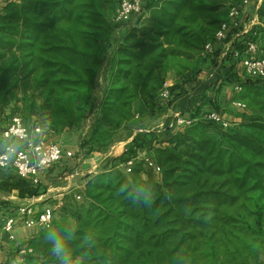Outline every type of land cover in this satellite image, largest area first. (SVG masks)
Wrapping results in <instances>:
<instances>
[{"label":"trees","instance_id":"obj_1","mask_svg":"<svg viewBox=\"0 0 264 264\" xmlns=\"http://www.w3.org/2000/svg\"><path fill=\"white\" fill-rule=\"evenodd\" d=\"M119 1L0 0V134L6 110L19 103L57 135L92 117L79 144L87 155L175 103L198 121L160 141L140 134L122 157H109L87 177L82 201L76 193L63 199L59 217L20 264H59L49 231L64 238L72 264H264V80L241 78L238 61L221 49L205 51L242 0H146L116 44L98 101L94 88ZM258 31L264 47V28ZM172 73L179 82L165 102L160 93ZM226 85L241 89L232 100L247 109L242 122L223 129L202 115L220 113L209 95ZM144 150L161 168L158 179L144 177L140 161L130 177L122 172ZM141 188L150 206L143 195L132 202Z\"/></svg>","mask_w":264,"mask_h":264},{"label":"built area","instance_id":"obj_2","mask_svg":"<svg viewBox=\"0 0 264 264\" xmlns=\"http://www.w3.org/2000/svg\"><path fill=\"white\" fill-rule=\"evenodd\" d=\"M252 0H242L233 5L229 11V18L222 25L216 35L215 44L224 43L236 32L239 38L237 46L229 50L233 60L238 61L242 68L244 78L264 80V47L259 41L257 26H246ZM146 0H120L113 18V22L127 28L133 20L145 12ZM215 44L206 46V53L212 54ZM172 83L166 81L163 85L160 97L163 101L171 99ZM235 91L241 89L235 87ZM233 106L246 110L247 106L241 102H233ZM202 119L214 122L223 129L233 126L224 116L216 111L206 112ZM198 120L193 117L177 115L173 124L174 131L191 127ZM1 137L4 141L3 150L0 152V170L13 169L20 179L27 180L33 185H39L41 179L50 169L60 165L68 159L74 158V152L64 147L57 137L56 131L49 125L40 123L30 124L21 114L13 115L3 130ZM143 162L144 166L151 169L159 176L161 168L149 156L147 151H141L132 159L121 165L126 173H131L136 162ZM81 201L82 195H76ZM55 208L46 207L38 210L35 205L23 206L17 209L16 215L5 218L0 214V243L6 235L10 240H15V227L20 220L25 228H39L49 230L54 222ZM25 257L33 253L31 248H25L20 252Z\"/></svg>","mask_w":264,"mask_h":264},{"label":"crops","instance_id":"obj_3","mask_svg":"<svg viewBox=\"0 0 264 264\" xmlns=\"http://www.w3.org/2000/svg\"><path fill=\"white\" fill-rule=\"evenodd\" d=\"M264 14V0H252L249 15L247 17L246 26H257V28H264L263 18L262 15ZM239 38L234 32L226 42L218 43L215 46V51L221 49L223 57L225 53L229 50L235 49L237 46ZM237 71L241 74L242 68L239 64H237ZM244 75L241 74V78ZM168 81L172 83V85L179 82L178 78L175 74H169ZM235 91V86L233 85H226L221 90L220 94H216L215 92L210 93V97H214L217 105L220 107V113L224 116L226 120L231 122L232 124H237L242 122V114L244 113L243 110L238 109L237 107L233 106V94ZM177 103L173 104L169 109L166 110L165 116L162 117L159 121L158 127L162 128L164 124H166L164 117H169L174 119L177 115H182L181 111L177 107ZM18 112L21 113L22 116L26 119V121L30 124L37 123L36 117H28L27 114V105L24 103H19L14 108H8L6 110V115L8 120ZM163 115V114H162ZM159 118V117H158ZM8 122V121H7ZM48 124V123H46ZM169 124V122H168ZM171 124V123H170ZM6 125V122H5ZM171 126V125H169ZM160 131V130H159ZM158 131V132H159ZM149 131L145 125H140V127L136 128L133 132L130 140L128 143L133 141V139L140 134H147ZM66 135H57L56 139L61 142V139L64 138ZM63 144V143H62ZM64 147L70 148L67 144H63ZM4 141L0 134V152L3 150ZM79 149V145H78ZM80 151V149H79ZM102 161L99 156H96L94 159L87 160L85 162L84 167L78 168V172H81L83 176V180L79 185L71 184L67 187V190L63 189H51L45 188L41 186V184H46L44 179H41L40 185H33L27 180L20 179L16 172L13 169H6L0 170V214L5 217H12L16 215L17 209L23 206L35 205L38 210H41L46 207H50L47 203L49 200V196H47L50 192H56L57 194L52 197L57 204V208H60L63 205L62 197H65L70 192L84 191L87 183H88V176L92 174H97L100 172L98 167L101 165ZM53 185V184H52ZM42 187V189L40 188ZM62 201V202H61ZM44 231L39 228H25L20 220L17 221V225L15 227V240H10L6 235H4L2 242L0 243V264H20L21 260L24 258L23 255L20 253L23 249L29 248L30 242L35 239L39 238Z\"/></svg>","mask_w":264,"mask_h":264},{"label":"rangeland","instance_id":"obj_4","mask_svg":"<svg viewBox=\"0 0 264 264\" xmlns=\"http://www.w3.org/2000/svg\"><path fill=\"white\" fill-rule=\"evenodd\" d=\"M138 18L139 17L135 18L133 20V23H131L130 26L127 28H125V27L123 28L122 26L117 27V31L115 33V36L112 39L111 45L108 47L106 54L104 56L103 64H102L101 70L99 72V77H98V80L95 84L94 93H95V97L98 101H100L102 94H103V91H104V88H105V84H106L105 82H106V78L108 76L109 68H110V61H111V58H112L113 53L115 51L116 44L120 40L123 31L124 30L127 31L133 25H135V23L138 21L137 20ZM165 114L166 113L162 112L159 114V116H158L159 118L156 117L153 119H147L143 123H141L142 125H145L147 127V130L149 131L146 134L148 136L149 140L151 139V135H155V138L160 141L161 139H163L164 136H166L167 131H169L172 128V126H169V125L173 124L175 118L172 119L169 117L163 118L165 120L166 124H164V126L162 128L161 127L156 128V127H158L157 125L159 124V121H162L161 120L162 117H160V116H165ZM180 116H182V115H180ZM168 122H169V124H168ZM92 124H93V118L90 117L84 121L81 129L77 128L73 131L72 134L66 135L64 138L61 139L60 143L61 144L63 143L65 145L67 144L70 147V149L75 153L74 154L75 156L71 160V162H69L67 165L63 164L64 163L63 162L61 165H58V166L50 169L48 172H46L44 174V176L42 177V179H44V181H45V183H47V185L43 183V184H41L42 187L45 186V188L46 187L51 188V189L55 188L57 190L64 188L65 190H67V187L71 184L79 185L83 180V176L86 175L87 172H85L84 175H81L82 171H80V173H79L78 168L84 167L85 162L87 160L94 159L96 156H99L101 161H102L101 165L98 167V169L101 172L106 166H108L107 162H108L109 157H114L115 159L116 158L118 159L119 157H122L125 154V152L127 151V149L130 148L131 143H132V141L130 143H128V141L130 140V138H131L133 132L136 130V128L140 127V124H138V125L133 124L130 127H126L122 130H119L118 132H115L112 141L110 143H108L107 147L102 152H95L91 155H87L85 153V151H79L78 145L80 144L81 139L84 137V135L87 133V131H90V127L92 126ZM137 137H138V135L135 138H137ZM142 170H143L142 172L144 174V177L147 174V175H152L153 177L158 179L157 175H155L154 172L152 170L148 169L147 167L144 166L142 168ZM122 172L126 176L130 177V175H129L130 173H126L123 168H122ZM42 187H40V188L42 189ZM57 190H56V192L52 191V192L47 194V196L50 197L49 200L47 201V203L50 207L55 208V215H56V211L58 212V210L60 209V208L56 207L58 203H56L55 200L52 198L58 193ZM80 190L81 189H78V191L70 192L69 194H72V193L79 194L78 192H81ZM65 197L61 198L62 201ZM56 216L59 217V214L57 213Z\"/></svg>","mask_w":264,"mask_h":264},{"label":"clouds","instance_id":"obj_5","mask_svg":"<svg viewBox=\"0 0 264 264\" xmlns=\"http://www.w3.org/2000/svg\"><path fill=\"white\" fill-rule=\"evenodd\" d=\"M138 196L133 198V203L140 202V195L145 197L146 205H151L152 201L149 199L150 193H148L145 189H138ZM207 219V218H206ZM47 240L51 243V252L54 256L59 260V264H72L71 260V251L66 248L64 243V238L57 234L55 231H49L47 233Z\"/></svg>","mask_w":264,"mask_h":264},{"label":"water","instance_id":"obj_6","mask_svg":"<svg viewBox=\"0 0 264 264\" xmlns=\"http://www.w3.org/2000/svg\"><path fill=\"white\" fill-rule=\"evenodd\" d=\"M100 158V157H99Z\"/></svg>","mask_w":264,"mask_h":264}]
</instances>
